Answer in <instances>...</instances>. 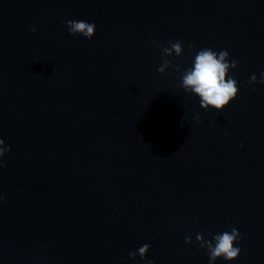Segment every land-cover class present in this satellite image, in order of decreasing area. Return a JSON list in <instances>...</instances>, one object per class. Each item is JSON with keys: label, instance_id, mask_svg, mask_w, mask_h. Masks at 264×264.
<instances>
[{"label": "water", "instance_id": "obj_1", "mask_svg": "<svg viewBox=\"0 0 264 264\" xmlns=\"http://www.w3.org/2000/svg\"><path fill=\"white\" fill-rule=\"evenodd\" d=\"M203 48L237 62L223 110L180 87ZM261 72L264 0H0V264H209L232 228L215 264H264Z\"/></svg>", "mask_w": 264, "mask_h": 264}, {"label": "clouds", "instance_id": "obj_2", "mask_svg": "<svg viewBox=\"0 0 264 264\" xmlns=\"http://www.w3.org/2000/svg\"><path fill=\"white\" fill-rule=\"evenodd\" d=\"M67 29L71 35H80L85 39L91 40L95 34L96 25L84 20H69L66 21ZM35 32V26L32 27ZM170 47H161L164 57H179L183 53V42L169 41ZM194 45H189V49H193ZM171 61L164 58L162 65L157 69L159 73H163L170 65ZM237 62L235 59H229L227 50L215 51L212 48H203L196 52L191 61V66L183 69L181 75L180 87L185 92L195 95L199 99V105L202 109L223 110L225 109L238 95V82L229 75L231 69H235ZM177 70L180 66L177 65ZM227 77V78H226ZM257 76L253 74L250 77L249 83H257ZM259 83L264 84V72L260 73ZM199 121V116L195 117ZM11 151L10 147L6 146L4 141L0 139V168L5 167L3 158ZM4 199V195L0 194V201ZM197 242L201 247H206L208 252L209 264H215L217 259L224 261H234L238 259L241 252L239 246L234 247V243L238 244L240 233L236 228L231 231H224L216 234L211 241H205L203 236L197 234ZM204 241V243H201ZM185 243H191L190 238L185 237ZM150 245L144 244L138 248V251L130 252L129 257L135 260L139 255L141 260H144ZM147 264H154L153 261H148Z\"/></svg>", "mask_w": 264, "mask_h": 264}]
</instances>
